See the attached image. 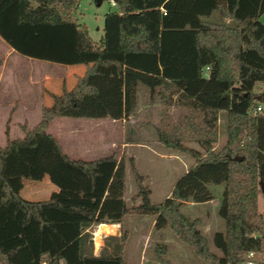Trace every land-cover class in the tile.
Instances as JSON below:
<instances>
[{
	"label": "trees",
	"instance_id": "obj_1",
	"mask_svg": "<svg viewBox=\"0 0 264 264\" xmlns=\"http://www.w3.org/2000/svg\"><path fill=\"white\" fill-rule=\"evenodd\" d=\"M108 1L113 2L114 9L104 13L101 35L93 41L86 26L69 15L76 9L77 0H0V38L14 52L84 66L70 89L49 94L52 103L41 107L34 126L28 129L21 125L22 137L6 139L0 147V205H12L21 214V227L36 222L37 264H126L121 244H116L114 237H106L100 252L92 254L87 229L95 217L92 207L55 198L23 199L4 176L7 157L17 155L21 148H34L43 138L63 163L84 173L92 186L95 167L110 158L71 159L45 130L50 120L95 91L87 79L98 73V66L112 65L128 74L152 76L154 79L145 83L150 91L156 87L161 101L177 94L178 100L185 102L190 115L183 132L205 150L194 167L224 166V263H241L252 251L254 260L262 259L258 264H264V213L256 210L258 181L264 183V111L251 112L264 101V24L258 20L264 12V0ZM213 12L229 20L230 25L204 19ZM257 84L262 90L253 92ZM219 113L225 116L226 135L221 148L213 151L217 135L211 122ZM194 116L204 125L194 123ZM158 139L175 147L180 135L159 131ZM132 172L140 196L137 208L159 215L196 257L207 264H220L205 238L196 233L197 218L188 220L177 209L181 196L176 190L167 203H149L142 177L134 168ZM45 209L76 214L85 220H50ZM100 224L105 223L96 226ZM17 249L3 250L0 246V263L15 264L12 258ZM162 252V245L155 249L157 261L168 264Z\"/></svg>",
	"mask_w": 264,
	"mask_h": 264
},
{
	"label": "rangeland",
	"instance_id": "obj_2",
	"mask_svg": "<svg viewBox=\"0 0 264 264\" xmlns=\"http://www.w3.org/2000/svg\"><path fill=\"white\" fill-rule=\"evenodd\" d=\"M109 9L114 8L107 0H77V7L70 16L83 23L90 38L97 41L103 15ZM204 19L230 25L229 20L221 19L216 12ZM258 20L264 24V12ZM5 46L1 41L0 147L6 139L22 137L21 125L28 129L34 126L39 120V108L52 103L49 94H60L62 88L70 89L84 69L82 64L65 65L28 58L16 52L8 54ZM206 70L204 68L203 73ZM97 71L87 79L95 91L83 95L75 101L73 108L65 109L50 120L45 130L71 159L110 158L95 167L92 186L84 173L63 163L43 138L38 139L34 148H21L17 155L7 157L5 178L23 199L55 198L92 207L95 217L87 227L92 250L100 246L101 235L113 232V226L108 224H115L113 237L116 244H121V255L126 264H161L155 254L160 245L163 246L161 257L168 264H207L175 237L159 215L137 208L140 196L132 172L134 168L142 177L141 185L146 189L149 203H167L176 190L181 196L177 209L188 220L197 218L196 233L205 238L212 256L225 264L224 166L194 167L196 158L203 156L205 150L183 132L187 127L186 117L190 115L185 102L179 101L177 94L161 101L155 93L156 87L150 91L145 83L154 79L147 74H128L112 65L98 66ZM261 90L262 86L257 84L253 92ZM21 103L33 104L34 111L27 119L15 114ZM261 107L264 111V101ZM192 120L204 125L200 117L194 116ZM211 124L217 135L212 150L218 151L226 135L224 114L219 113ZM159 131H173L174 136L180 135V141L175 147L166 146L158 139ZM26 172L33 175L34 185L29 184L30 180L26 181ZM28 191H33L32 195ZM8 206L11 207L5 210L8 221L4 232L0 233V246L3 250L18 246L13 256L25 248L29 257L33 254L34 264H37L36 249L27 238L29 234L24 238L21 217L17 218L16 211L10 209L13 206ZM256 210L264 213V198L259 189ZM52 214H58V210H46L48 219ZM100 222L105 225L102 228L99 225L93 236L94 225ZM109 248L106 246L105 250L109 251Z\"/></svg>",
	"mask_w": 264,
	"mask_h": 264
},
{
	"label": "crops",
	"instance_id": "obj_3",
	"mask_svg": "<svg viewBox=\"0 0 264 264\" xmlns=\"http://www.w3.org/2000/svg\"><path fill=\"white\" fill-rule=\"evenodd\" d=\"M101 0H98V2H100ZM108 1V0H107ZM112 1H108V3H109V5L111 6V7H113L114 8V4L113 3H111ZM70 15V14H69ZM2 41V39L0 38V42ZM3 42V41H2ZM5 48L7 49V52H8V54L9 53H14V51L10 48V47H8L7 45L5 46ZM30 104H32V103H30ZM41 104V103H40ZM41 105H39V107H40ZM40 110H41V107L39 108V117H40ZM34 111V109H33V104L31 105V106H29V105H26V103H21L19 106H18V108H17V110L15 111V114H20L21 115V118H25V119H27V116L29 115V114H31L32 112ZM18 170L20 171L21 170V167H19L18 168ZM26 179H28V180H26V181H29L30 180V182H29V184L30 185H34V183H32V182H34L33 180H34V178H33V175L30 173V172H26ZM28 183V182H27ZM28 194H30V195H32V193H33V191H28L27 192ZM8 207H11V206H7V208L6 207H3V208H1L0 207V233L2 234L3 232H4V225L7 223V221H8V217H7V212L5 211L6 209H8ZM10 209H12L13 210V208H10ZM46 210H48V209H45L44 211V213H45V215H46ZM60 212L61 211H58V214H52L51 216H50V220H67V219H80V220H84V218L83 217H81V216H78V215H76V214H70V213H62V214H60ZM14 214L16 215V217L17 218H19V217H21L20 216V213L19 212H14ZM55 215H57V216H55ZM20 219V218H19ZM35 222V221H34ZM36 223V222H35ZM101 225H105V224H100V226ZM109 226H113V232L111 233V234H104V235H101V243H100V246L97 248V249H95L94 248V246H93V250H92V254L93 255H97L99 252H100V250H101V248L104 246V245H102V243H103V239L105 238V237H113L114 236V232L116 231V225L115 224H108ZM94 231L92 232V235L94 236V232L96 231V229L98 228V226H96V224L94 225ZM22 229H23V235H24V238H26V234H29V237L27 236V238H28V241H29V243H31V246H33V248H35L36 249V247H37V237H36V226H35V224L33 223V221H30L29 223H28V225L27 226H25V227H22ZM1 245V244H0ZM25 245L27 246L28 245V242H26L25 241ZM19 253V254H18ZM17 254V256H13L14 257V261L16 262V264L18 263H20V264H34V257H33V254L32 253H30V257H29V255L27 254V252L25 251V248H21L20 250H19V252H18ZM29 260V261H28ZM1 264V263H0Z\"/></svg>",
	"mask_w": 264,
	"mask_h": 264
},
{
	"label": "built area",
	"instance_id": "obj_4",
	"mask_svg": "<svg viewBox=\"0 0 264 264\" xmlns=\"http://www.w3.org/2000/svg\"><path fill=\"white\" fill-rule=\"evenodd\" d=\"M113 3V2H111ZM262 110L261 104H257L255 108L251 111L252 113L259 112ZM262 259H259L257 262L254 260V253L252 251H248L245 255V259L241 264H258Z\"/></svg>",
	"mask_w": 264,
	"mask_h": 264
},
{
	"label": "water",
	"instance_id": "obj_5",
	"mask_svg": "<svg viewBox=\"0 0 264 264\" xmlns=\"http://www.w3.org/2000/svg\"><path fill=\"white\" fill-rule=\"evenodd\" d=\"M257 99H258V97H257ZM233 159H240V158L233 157ZM258 189L264 198V183L261 180L258 181Z\"/></svg>",
	"mask_w": 264,
	"mask_h": 264
},
{
	"label": "bare ground",
	"instance_id": "obj_6",
	"mask_svg": "<svg viewBox=\"0 0 264 264\" xmlns=\"http://www.w3.org/2000/svg\"><path fill=\"white\" fill-rule=\"evenodd\" d=\"M103 227V225H101V228Z\"/></svg>",
	"mask_w": 264,
	"mask_h": 264
}]
</instances>
